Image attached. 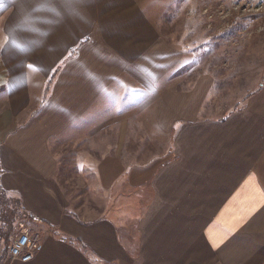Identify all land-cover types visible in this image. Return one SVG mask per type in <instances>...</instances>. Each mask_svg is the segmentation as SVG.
I'll return each instance as SVG.
<instances>
[{"label": "crops", "instance_id": "obj_1", "mask_svg": "<svg viewBox=\"0 0 264 264\" xmlns=\"http://www.w3.org/2000/svg\"><path fill=\"white\" fill-rule=\"evenodd\" d=\"M143 2L0 0V186L61 234L7 264H264V85L204 114L213 78ZM67 145L94 220L67 212Z\"/></svg>", "mask_w": 264, "mask_h": 264}, {"label": "rangeland", "instance_id": "obj_2", "mask_svg": "<svg viewBox=\"0 0 264 264\" xmlns=\"http://www.w3.org/2000/svg\"><path fill=\"white\" fill-rule=\"evenodd\" d=\"M143 3L153 10L152 17L167 42L187 50L192 59L190 78L204 73L213 78L214 91L204 114L213 110L214 115L223 116L242 108L264 85V0H144ZM101 143L96 141L97 145ZM54 147L53 153L57 149ZM65 147L61 157L66 168L59 172L57 180L70 203L67 212L77 213L85 221L94 220L102 214L98 196L96 200L90 199L93 194L87 195L79 178L77 151L69 145ZM7 196L0 205L5 213H9L6 207H14L18 201L22 213L28 216L18 223L13 217L0 218V264L11 260L9 247L24 230L41 239L53 230L50 234L61 238L53 225H42L24 209L20 194L7 193ZM80 205L87 209L79 210Z\"/></svg>", "mask_w": 264, "mask_h": 264}, {"label": "built area", "instance_id": "obj_3", "mask_svg": "<svg viewBox=\"0 0 264 264\" xmlns=\"http://www.w3.org/2000/svg\"><path fill=\"white\" fill-rule=\"evenodd\" d=\"M40 242L41 238L39 235H30L28 231L24 230L9 247L11 260L20 261V263H29L34 259Z\"/></svg>", "mask_w": 264, "mask_h": 264}, {"label": "trees", "instance_id": "obj_4", "mask_svg": "<svg viewBox=\"0 0 264 264\" xmlns=\"http://www.w3.org/2000/svg\"><path fill=\"white\" fill-rule=\"evenodd\" d=\"M1 174H2V170H1V165H0V178H1ZM0 185H1V183H0ZM6 197H8L7 193L4 191L2 186H0V205H2L1 201L4 198L7 199ZM17 204H18V206H17ZM17 204L14 207H11V206L6 207L5 210L8 211L9 213H5L4 209L0 208V218L5 217V216L13 217V220L17 221V223H18V221H20V218H23V220H24L28 216V214L27 213L23 214L22 211H24V210H23L21 204L18 201H17ZM52 232H54V231L52 230L50 233H52Z\"/></svg>", "mask_w": 264, "mask_h": 264}]
</instances>
